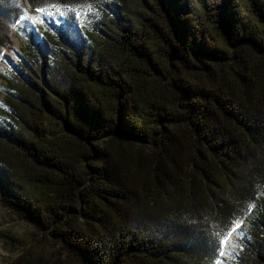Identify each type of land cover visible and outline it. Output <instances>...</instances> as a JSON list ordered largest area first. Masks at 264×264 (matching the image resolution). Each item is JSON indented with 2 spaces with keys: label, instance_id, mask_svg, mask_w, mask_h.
Masks as SVG:
<instances>
[{
  "label": "trees",
  "instance_id": "obj_1",
  "mask_svg": "<svg viewBox=\"0 0 264 264\" xmlns=\"http://www.w3.org/2000/svg\"><path fill=\"white\" fill-rule=\"evenodd\" d=\"M28 1L51 15L2 75L0 184L71 261L19 259L214 264L239 218L226 264H264V0Z\"/></svg>",
  "mask_w": 264,
  "mask_h": 264
},
{
  "label": "rangeland",
  "instance_id": "obj_2",
  "mask_svg": "<svg viewBox=\"0 0 264 264\" xmlns=\"http://www.w3.org/2000/svg\"><path fill=\"white\" fill-rule=\"evenodd\" d=\"M28 13L34 18V22L25 19L22 28L31 27L40 20L41 15L35 11L28 0H0V82L2 75L7 73L18 59L17 53L22 51L21 27L14 26V21ZM2 94L0 91V99ZM8 187L0 184V264H26L19 259L21 247L31 246L35 241L44 246L45 260L58 259L70 263V259L64 254L59 242L52 240L47 234L41 233L33 225L20 219L4 201ZM233 242L236 247H233ZM225 255L222 264L232 261L238 250L237 236L234 234L224 243Z\"/></svg>",
  "mask_w": 264,
  "mask_h": 264
},
{
  "label": "snow or ice",
  "instance_id": "obj_3",
  "mask_svg": "<svg viewBox=\"0 0 264 264\" xmlns=\"http://www.w3.org/2000/svg\"><path fill=\"white\" fill-rule=\"evenodd\" d=\"M49 6L56 8V11L61 16L65 15V11L73 12L75 14L76 19L80 18L81 12H82V8L81 7L74 8V7L68 6L65 9V7L58 6L55 3H52ZM87 10L89 12L92 11V6L90 4L87 5ZM35 11L37 13H41V14H44V15H51V13H49L47 11L46 7L37 6L35 8ZM25 19L34 22V18L32 16H30L28 13H24V15L20 16L18 19H16L14 21V26H19V27H21V30H23L22 25H23V21ZM252 207H253L252 205H249V211L251 210ZM243 223H244L243 219H239V218L231 221L230 230L227 232V234H226V236L224 238V241H221L220 244L218 245V248H219L218 257H223L225 255L224 243L228 240L229 237L233 236L234 234L243 237L244 233L242 231H239L241 229V226L243 225ZM236 246L237 245H235V243L233 242V247H236ZM214 264H222V261L219 258H217L215 260Z\"/></svg>",
  "mask_w": 264,
  "mask_h": 264
}]
</instances>
